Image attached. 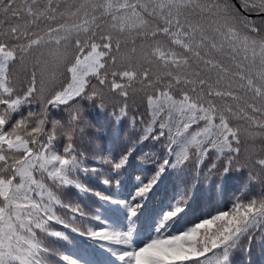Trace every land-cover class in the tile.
Masks as SVG:
<instances>
[{
	"label": "snow or ice",
	"instance_id": "6c2138e0",
	"mask_svg": "<svg viewBox=\"0 0 264 264\" xmlns=\"http://www.w3.org/2000/svg\"><path fill=\"white\" fill-rule=\"evenodd\" d=\"M122 135L119 155L84 147ZM149 142L118 196L113 184L123 188ZM173 174L174 202L146 211ZM234 182L230 209L166 232L202 186L222 197ZM79 194L95 210L64 199ZM72 234L91 252L67 254ZM255 247L264 251V0H0V264H251Z\"/></svg>",
	"mask_w": 264,
	"mask_h": 264
},
{
	"label": "trees",
	"instance_id": "16d2710c",
	"mask_svg": "<svg viewBox=\"0 0 264 264\" xmlns=\"http://www.w3.org/2000/svg\"><path fill=\"white\" fill-rule=\"evenodd\" d=\"M235 3H239V0H233ZM255 18V17H253ZM131 106V111L129 113V118L131 119L132 112L135 111V106L129 102ZM137 103L139 101L137 100ZM133 129L130 127L126 129V135H131V140L128 143H131L132 140L137 139L136 135H132ZM125 135L121 136L119 141L114 138H105L103 141H96L93 145H85V149L88 151L89 157L92 156V151H94L97 145L100 148H107L108 153L119 155L121 151L126 147L125 143ZM150 147L146 146L142 152H138L136 154V158L133 161V167L128 170V179L124 181V186L118 192L113 184L112 191L116 193L120 197L127 196L129 192L132 190V182H135V178L140 176L142 170L135 167V164L140 161V157L143 155V152H147ZM97 168H104V172L101 174L102 176L107 173V167L102 163L97 164ZM148 177H151L152 172L149 170L147 173H143ZM123 179V177H122ZM181 177L176 176L175 174L167 177L163 183L151 194V199L148 204V209L146 211L151 212L153 210L159 211L160 209L168 210V205L173 203L172 197L182 189L183 185L180 183ZM95 188L97 191L103 190L106 186L100 184L99 179L94 181ZM239 184L238 182H234L233 186L229 187V190L221 197L217 194L215 190H213L210 194L205 190L202 186L200 197L192 204V207L181 216V218L176 222L174 226H170L166 229V232L176 233L181 230H186L187 227L194 226L195 223L199 222L200 219L204 218L209 214H215L218 210H228L231 207V203L233 200L236 191H238ZM235 189V190H234ZM71 199L74 203L83 202V204L91 205V207L95 210L96 205L91 204V201L94 197L90 195L85 196L83 194L79 195H70L65 196L64 199ZM179 196H176V199H179ZM87 210V209H86ZM57 215L64 216L65 212L63 209L57 211ZM105 213H101V216H104ZM91 218V217H90ZM111 220L112 218L109 217ZM79 223V220L77 221ZM100 224L99 221H93L92 225L86 224L85 226H93ZM124 224H127V221H124ZM107 227L111 228L113 226L120 227L121 224L119 221H115L114 223H107ZM61 226L53 225L54 229H60ZM99 230V228H96ZM67 231V230H65ZM54 240L55 238H47ZM88 248V251L91 252V248L93 247L92 242L88 240L87 236H79L78 234H72L69 241L65 242L64 251L75 258L77 255L81 254L84 248ZM251 264H264V251H262L259 247H255L253 249L251 257H249Z\"/></svg>",
	"mask_w": 264,
	"mask_h": 264
},
{
	"label": "rangeland",
	"instance_id": "374dc122",
	"mask_svg": "<svg viewBox=\"0 0 264 264\" xmlns=\"http://www.w3.org/2000/svg\"><path fill=\"white\" fill-rule=\"evenodd\" d=\"M129 119H130V118H129ZM128 128H130V125L128 126ZM128 128H127V129H128Z\"/></svg>",
	"mask_w": 264,
	"mask_h": 264
},
{
	"label": "water",
	"instance_id": "95a60500",
	"mask_svg": "<svg viewBox=\"0 0 264 264\" xmlns=\"http://www.w3.org/2000/svg\"><path fill=\"white\" fill-rule=\"evenodd\" d=\"M254 17V14L252 15V18Z\"/></svg>",
	"mask_w": 264,
	"mask_h": 264
}]
</instances>
